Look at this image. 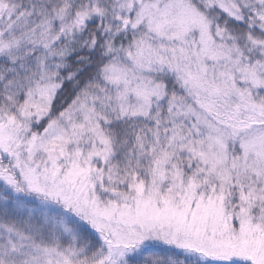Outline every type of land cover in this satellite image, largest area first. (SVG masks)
<instances>
[{
  "label": "snow or ice",
  "instance_id": "snow-or-ice-1",
  "mask_svg": "<svg viewBox=\"0 0 264 264\" xmlns=\"http://www.w3.org/2000/svg\"><path fill=\"white\" fill-rule=\"evenodd\" d=\"M0 264H264V0H0Z\"/></svg>",
  "mask_w": 264,
  "mask_h": 264
}]
</instances>
